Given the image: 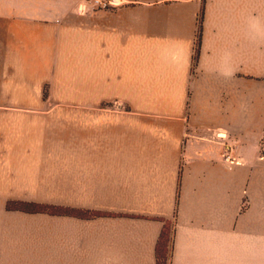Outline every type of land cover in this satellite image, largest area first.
Masks as SVG:
<instances>
[{
	"label": "crops",
	"instance_id": "0c3cea01",
	"mask_svg": "<svg viewBox=\"0 0 264 264\" xmlns=\"http://www.w3.org/2000/svg\"><path fill=\"white\" fill-rule=\"evenodd\" d=\"M118 1L0 12V264H264V0ZM75 195L117 252L7 210Z\"/></svg>",
	"mask_w": 264,
	"mask_h": 264
},
{
	"label": "rangeland",
	"instance_id": "374dc122",
	"mask_svg": "<svg viewBox=\"0 0 264 264\" xmlns=\"http://www.w3.org/2000/svg\"><path fill=\"white\" fill-rule=\"evenodd\" d=\"M34 1L38 2L39 4L30 5L29 3L31 2V0H3L4 4L0 5V12H9L11 10L12 11L20 10V12H31L32 9L34 8L37 9L38 11H44L49 7L51 8V6L49 7L47 6V0H34ZM91 1L92 0H83V2H81L78 5L79 12L81 13L82 12L83 13L100 12V11H93ZM23 2H26L27 4H23ZM216 140L220 145H225L223 142V139H219L216 137ZM227 153H230L232 155L233 150L231 147L230 149H225V154ZM73 192L76 194V191H73ZM9 201L26 202L29 204L33 203V204L48 205V206H54V207H59V208L73 211L71 212L73 215L72 214L71 215H60V214L56 215V214H49L48 212L28 213V212H23L20 210H12L13 212H21L23 214H28V215H41L40 217L50 216V217H53L55 221H57L60 218H65V219H68L69 221H72V220L77 221V218H83L86 220V238H87L86 248L87 247L93 248L95 249V251L99 252L100 254L117 252L116 247L101 244L102 241H105V239H108L110 232H108L107 230L109 229V227H111L113 223H114L115 229L117 228L121 231L120 235H124L125 227L123 223H125L124 221H125L126 215H123V216L121 215L120 217L115 216V218H112V217L107 218L108 216L107 213L100 212L102 213L101 216H93L92 213L95 211H92L89 209L84 210V209L78 208V199L76 195L69 196V197H37V198L8 199V202ZM22 207L27 208V209H32V210L36 209L31 206H22ZM81 215H84V216H81ZM30 222H31L30 223V226H31L32 223L45 224L48 221H46L45 219H40L37 222L32 221V220ZM51 225H52L51 222H49L48 224L49 227L47 231H45L44 233V236L45 238H47V241L49 240L52 241V238H53V230H52ZM55 228H56V224H55ZM55 228H54V233L58 234V230L56 231ZM60 232H62L63 236H65L64 238L69 237L70 241L73 239L77 240L78 238L77 237V232H78L77 224L66 225L64 226V229H62ZM96 243H99V244H96ZM167 264H169V261L167 262Z\"/></svg>",
	"mask_w": 264,
	"mask_h": 264
},
{
	"label": "trees",
	"instance_id": "16d2710c",
	"mask_svg": "<svg viewBox=\"0 0 264 264\" xmlns=\"http://www.w3.org/2000/svg\"><path fill=\"white\" fill-rule=\"evenodd\" d=\"M45 98L48 97L47 91H45ZM22 206H31L36 209H27L23 208ZM7 210H20L23 212L28 213H34V212H48L49 214H60V215H71L73 211L54 207V206H48V205H41V204H29L26 202H16V201H9L7 203ZM73 215V214H72ZM93 216H101L102 213L100 212H93ZM84 216V215H81ZM79 217V216H78ZM171 248H172V223L170 221L165 222L164 228L161 232V235L159 237L157 248H156V254L158 259V264H167L169 261L170 264V257H171Z\"/></svg>",
	"mask_w": 264,
	"mask_h": 264
},
{
	"label": "built area",
	"instance_id": "2783aa9c",
	"mask_svg": "<svg viewBox=\"0 0 264 264\" xmlns=\"http://www.w3.org/2000/svg\"><path fill=\"white\" fill-rule=\"evenodd\" d=\"M91 3L93 11H114L121 7V3L118 0H92ZM215 137L226 139L227 135L224 132H218ZM231 159L232 155L230 153L225 154L226 161H230Z\"/></svg>",
	"mask_w": 264,
	"mask_h": 264
},
{
	"label": "bare ground",
	"instance_id": "6f19581e",
	"mask_svg": "<svg viewBox=\"0 0 264 264\" xmlns=\"http://www.w3.org/2000/svg\"><path fill=\"white\" fill-rule=\"evenodd\" d=\"M223 135V134H222Z\"/></svg>",
	"mask_w": 264,
	"mask_h": 264
}]
</instances>
